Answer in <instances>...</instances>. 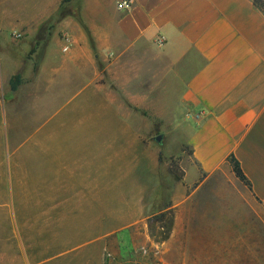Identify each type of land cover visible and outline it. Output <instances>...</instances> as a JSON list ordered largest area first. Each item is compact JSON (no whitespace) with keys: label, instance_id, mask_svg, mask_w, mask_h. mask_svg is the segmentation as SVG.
Masks as SVG:
<instances>
[{"label":"crops","instance_id":"0c3cea01","mask_svg":"<svg viewBox=\"0 0 264 264\" xmlns=\"http://www.w3.org/2000/svg\"><path fill=\"white\" fill-rule=\"evenodd\" d=\"M100 1L93 0L91 8L101 25L91 31L96 51L106 54L109 84L84 86L60 112L58 127L68 137L38 138L32 144L38 147L24 150L23 188H33L28 205L36 216L30 223L45 225L48 209H72L79 201L84 212L70 214L66 222L88 227L71 238L98 241L148 217L142 178L157 174L161 161L135 120L134 112H148V101L130 88L149 73L151 81L179 82L175 110L185 113L192 152L182 163V181L170 186L167 210L175 218L165 244L167 264H186L184 253L170 254L179 250L181 233L187 240L180 224L187 217L193 222L215 188H229L228 181L245 203L248 238L258 222L264 239V14L254 0H132L126 12L117 10L122 0H116L113 19ZM80 41L73 38L71 56L60 62L53 58L59 43L52 42L48 60L61 65L56 74L67 72L68 65L73 72L82 55L90 56ZM66 141L72 142L68 150L62 147ZM231 156L251 190L235 177ZM75 188L78 196L65 195L78 192ZM201 212L198 216L208 214Z\"/></svg>","mask_w":264,"mask_h":264},{"label":"rangeland","instance_id":"374dc122","mask_svg":"<svg viewBox=\"0 0 264 264\" xmlns=\"http://www.w3.org/2000/svg\"><path fill=\"white\" fill-rule=\"evenodd\" d=\"M115 1H100L113 19ZM92 4L93 0H0V264H167L165 244L175 218L174 212L167 210L170 186L176 176H184L181 166L192 152L183 126L185 113L175 110L179 82L151 81L149 73H143L130 88L148 101V112H134L135 120L161 157L160 171L142 178L141 186L148 190L150 199L148 217L125 232L98 241L71 238L88 227L69 223L70 214L86 208L79 201L72 209H48L45 225L30 223L36 216L28 205L33 188H23L24 150L29 153L30 146L38 147L32 145L38 138L68 137L66 130L58 127L60 112L84 86L109 84L106 54L96 51L91 31L101 25ZM62 14L68 16L62 18ZM64 36L72 44L68 52L63 51ZM73 38L83 41L80 46L89 47L90 56L82 55L73 72L68 65L67 72L56 74L61 65L55 62L71 56ZM53 41L59 43L53 56L58 61L48 60ZM134 55L132 52L130 56ZM115 57L109 61H116ZM16 76H20L21 84L13 92L10 83ZM57 128L61 130L57 132ZM159 136L160 144L155 141ZM71 143L66 141L62 147L68 150ZM227 184L229 188H215L216 193L202 204V212L191 218L193 222L188 217L182 221L180 231L187 229V240L182 241L181 233L179 250L170 254L184 253L186 264H264L263 225L256 222L250 240L245 203L239 199L238 189L229 181ZM51 195H55L54 188ZM65 195L78 196L79 191ZM47 202L48 206L55 205ZM200 212L208 214L198 216ZM215 212L220 215L215 216ZM160 214L163 218L156 219ZM166 234L168 239L162 242Z\"/></svg>","mask_w":264,"mask_h":264},{"label":"trees","instance_id":"16d2710c","mask_svg":"<svg viewBox=\"0 0 264 264\" xmlns=\"http://www.w3.org/2000/svg\"><path fill=\"white\" fill-rule=\"evenodd\" d=\"M71 1L72 0H64V3H69ZM254 7L264 14V0H254ZM67 16L68 15L62 14V18H65ZM20 84H21V78H20V76H16L15 79L12 80L11 83H10L11 90L13 92H16L18 90V87L20 86ZM160 161H161V157H160ZM228 163L232 167V170H233V173H234L235 177L244 186H246L248 189L251 190V184H250V182L247 180V178L245 177L244 173L242 172V169L240 167V164L235 160V158L233 156H231L228 159ZM182 177H183L182 175L181 176H176L175 181L181 182L182 181ZM155 217H156V219L161 220L163 218V215L160 214L159 216H155ZM167 235L168 234H166L162 238V240H161L162 242L167 241V239H168V236Z\"/></svg>","mask_w":264,"mask_h":264},{"label":"built area","instance_id":"2783aa9c","mask_svg":"<svg viewBox=\"0 0 264 264\" xmlns=\"http://www.w3.org/2000/svg\"><path fill=\"white\" fill-rule=\"evenodd\" d=\"M132 4H133L132 0H122V1L118 2L117 10L120 12L129 11L132 7ZM63 41L65 42V46L63 48V51L68 52L70 50L71 45H72L71 41H70L69 37H67V36H64Z\"/></svg>","mask_w":264,"mask_h":264},{"label":"water","instance_id":"95a60500","mask_svg":"<svg viewBox=\"0 0 264 264\" xmlns=\"http://www.w3.org/2000/svg\"><path fill=\"white\" fill-rule=\"evenodd\" d=\"M155 141L160 144L162 142V136L157 137Z\"/></svg>","mask_w":264,"mask_h":264}]
</instances>
